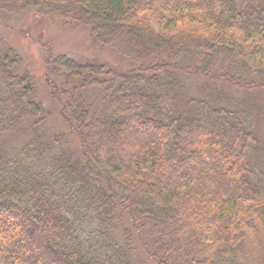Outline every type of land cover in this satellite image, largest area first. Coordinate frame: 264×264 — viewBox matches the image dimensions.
Instances as JSON below:
<instances>
[{
  "label": "trees",
  "instance_id": "obj_1",
  "mask_svg": "<svg viewBox=\"0 0 264 264\" xmlns=\"http://www.w3.org/2000/svg\"><path fill=\"white\" fill-rule=\"evenodd\" d=\"M26 10L147 66L46 61L49 97L80 139L68 149L20 55L0 50V264H142L145 223L157 264H264V0H0ZM179 74L202 81L193 97ZM85 81L110 92L104 121L80 105ZM10 134L25 141L5 153Z\"/></svg>",
  "mask_w": 264,
  "mask_h": 264
},
{
  "label": "rangeland",
  "instance_id": "obj_2",
  "mask_svg": "<svg viewBox=\"0 0 264 264\" xmlns=\"http://www.w3.org/2000/svg\"><path fill=\"white\" fill-rule=\"evenodd\" d=\"M92 30L89 27H79L73 23L65 24L63 21L53 17L40 18L31 10H26L20 13L9 14L7 12H0V50L3 48H12L21 57V65L17 68L19 73L29 74L32 78L34 87L37 91L38 100L43 107L49 112V127L50 134H63L65 143L68 149H78V140L80 139L75 134L70 133L68 127L64 125L58 116V106L53 102L44 83L45 76V63L48 59L56 55H66L80 64H97L106 68L129 73L139 71L142 65L130 61L119 53L116 47L105 45L102 43L101 35L97 34L94 38ZM127 40L131 39L127 36ZM141 70V69H140ZM85 74V78H86ZM177 81L185 88V93L188 97L195 95L196 89L202 85V81L198 79H189L184 75H178ZM102 76H92V78L99 79ZM79 81V79H78ZM69 84V87L74 83ZM85 95L79 100L80 105L86 108V114L95 118V112L98 108H105L111 99L108 90H100L99 84L90 85L87 81L83 83ZM229 94L233 95L236 101L249 100L253 102V94H241L235 90H229ZM116 96V95H115ZM260 105L253 108L256 112L257 109L264 108V94L258 95ZM263 106V107H261ZM97 120H105V116L100 115L96 117ZM95 118V119H96ZM85 121H89L86 118ZM257 125V138L259 146L264 148V113ZM88 130V129H87ZM91 130V129H90ZM5 137L3 141V151L5 153L11 152L10 150L18 148L25 141V137L21 135L10 134ZM97 137V136H96ZM261 149H259V153ZM145 223V227L133 229V241L135 243V253L138 255V261L142 264H157V262L150 259L148 256L149 250L154 247V239L150 233L149 226ZM136 240V242H135ZM139 243V244H138ZM138 244V245H137ZM146 246L143 251L142 246Z\"/></svg>",
  "mask_w": 264,
  "mask_h": 264
}]
</instances>
